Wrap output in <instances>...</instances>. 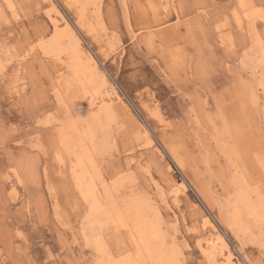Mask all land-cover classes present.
I'll return each mask as SVG.
<instances>
[{"label":"rangeland","instance_id":"1","mask_svg":"<svg viewBox=\"0 0 264 264\" xmlns=\"http://www.w3.org/2000/svg\"><path fill=\"white\" fill-rule=\"evenodd\" d=\"M263 221L264 0H0V264H264Z\"/></svg>","mask_w":264,"mask_h":264},{"label":"bare ground","instance_id":"2","mask_svg":"<svg viewBox=\"0 0 264 264\" xmlns=\"http://www.w3.org/2000/svg\"><path fill=\"white\" fill-rule=\"evenodd\" d=\"M65 27L67 28V26L65 25ZM71 45V44H70ZM75 46H76V50H77V52H78V54H79V52L81 53V55L80 56H82L83 58H84V60H86V62H87V67L89 66V68H91L92 69V71H94V73L96 74V72H98V69H97V67H96V63H95V61L93 60V58L91 57V55H88V54H85L84 52H83V50L81 49V47H80V45H79V43H78V40H75ZM86 52V51H85ZM6 60V59H5ZM85 67H86V65H85ZM84 69V68H83ZM89 71H90V69H89ZM88 73V72H87ZM91 73V72H90ZM102 81L104 82L105 80H104V77L102 76ZM79 82V81H78ZM106 91H107V93H109V91L107 90V88H106ZM112 98V97H111ZM110 98V94L106 97V98H104V99H101V101L102 102H112L113 100ZM120 98V97H119ZM123 104V103H122ZM126 115V114H125ZM142 128V127H141ZM145 136H146V134H145ZM151 136V135H150ZM223 176V175H222ZM86 178V177H85ZM89 180V179H88ZM171 180V179H170ZM85 182V181H84ZM86 186V185H85ZM79 187H81V186H79ZM83 188V187H82ZM81 193V192H80ZM86 195L87 196H92L93 195V191L92 190H88L87 191V193H86ZM237 198V197H236ZM246 198V197H245ZM238 201V200H237ZM247 201V200H246ZM237 203V202H236ZM247 203V202H246ZM130 205V204H129ZM243 205H245V204H243ZM106 206V205H105ZM132 207V206H131ZM237 207V206H236ZM248 208V207H247ZM244 209H246V207H244ZM249 210L248 211H250V213H252V208H248ZM122 210V209H121ZM243 210V209H242ZM247 210V209H246ZM123 211V210H122ZM244 212H245V210H244ZM240 213H242V212H240ZM257 213V212H256ZM259 214V213H258ZM241 215V214H240ZM136 216V215H135ZM249 216V215H248ZM121 217V216H120ZM241 217V216H240ZM254 217V216H253ZM256 217V216H255ZM130 218V217H129ZM207 218V217H206ZM234 219H233V224L234 225H239V223H240V221H239V219H238V215L237 216H234L233 217ZM245 218V217H244ZM208 219V218H207ZM137 220V219H136ZM241 220V219H240ZM142 222V221H141ZM264 222V221H263ZM226 223H228V222H226ZM258 223V222H257ZM142 226V225H141ZM229 227H230V225H229ZM232 228V227H231ZM138 229V228H137ZM213 229H215L214 227H213ZM234 230V229H233ZM135 231V230H134ZM138 231H139V237L140 238H143V233H142V231H141V229H138ZM211 231V230H210ZM241 233V232H240ZM249 233V232H248ZM216 234V233H215ZM240 235V234H239ZM138 237V238H139ZM221 237V236H220ZM222 239V238H221ZM140 241V240H139ZM212 243H214V244H212ZM210 244V245H209ZM205 247L207 248V249H205L204 251H206V254H207V256H209L211 259H213V261H214V258H215V249L217 248L216 246H219V248H221V254L223 253L222 252V249L223 248H226L225 247V245L223 244V242L220 240V238H219V236L218 235H212V236H210V238L209 239H207L206 240V243H205ZM208 246V247H207ZM135 248V247H134ZM218 250V249H217ZM259 250H261V249H259ZM220 253V252H219ZM237 253V252H236ZM151 255H149V257H150ZM222 256V255H221ZM124 257V256H123ZM217 257V256H216ZM224 257H225V255H224ZM229 257L231 258V256H230V254H229V256H226L225 258H226V262H225V260H224V264H230V262H231V260L229 259ZM158 259V262H160L161 264H166V262L167 261H165L164 260V262H162L161 260H162V258H160V257H158L157 258ZM177 260V259H176ZM117 264H128L127 262H122V263H117Z\"/></svg>","mask_w":264,"mask_h":264}]
</instances>
